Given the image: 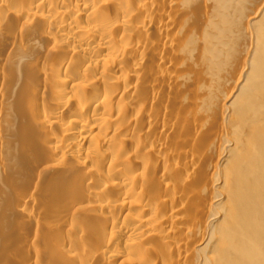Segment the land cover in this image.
<instances>
[{"label": "bare ground", "instance_id": "obj_1", "mask_svg": "<svg viewBox=\"0 0 264 264\" xmlns=\"http://www.w3.org/2000/svg\"><path fill=\"white\" fill-rule=\"evenodd\" d=\"M0 264H264V0H0Z\"/></svg>", "mask_w": 264, "mask_h": 264}]
</instances>
